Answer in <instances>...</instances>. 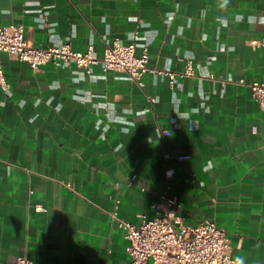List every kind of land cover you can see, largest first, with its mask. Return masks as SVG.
I'll return each instance as SVG.
<instances>
[{
    "label": "crops",
    "instance_id": "obj_1",
    "mask_svg": "<svg viewBox=\"0 0 264 264\" xmlns=\"http://www.w3.org/2000/svg\"><path fill=\"white\" fill-rule=\"evenodd\" d=\"M223 4L0 0V26L23 24L37 47L101 58L119 39L177 73L138 84L100 64L35 70L1 55L0 264H129L119 222L154 217L165 191L184 225L210 218L238 264H264V110L249 86L264 81V0Z\"/></svg>",
    "mask_w": 264,
    "mask_h": 264
},
{
    "label": "built area",
    "instance_id": "obj_2",
    "mask_svg": "<svg viewBox=\"0 0 264 264\" xmlns=\"http://www.w3.org/2000/svg\"><path fill=\"white\" fill-rule=\"evenodd\" d=\"M264 17V13H263ZM260 43L264 46V36ZM136 43H124L115 39L107 43L101 58L93 54V48L87 52L73 50L68 44H53L47 47L35 46L26 35L23 24L12 23L0 26V87L8 88L5 77L2 54L10 58L27 62L38 70L41 66L52 63L57 67L75 65L91 73V66L100 64L105 72H121L138 84H142L144 75L151 71L162 74L173 86L177 73L170 69H157L149 65L150 49L144 48L141 55L136 53ZM193 61L186 60V69L181 75L193 74ZM245 83L244 80L241 81ZM252 95L264 110V81L253 80L249 83ZM165 135L169 134L164 130ZM188 155L179 156L180 160ZM167 171V176L172 175ZM135 180L132 176L130 183ZM156 215L152 218L143 216L140 223L120 221L119 226L129 240L127 247L130 255L129 264H238L231 256V243L227 231L210 219H203L198 225L187 226L177 215L181 205L168 191L160 195L153 204ZM116 215V212L114 213ZM13 264H46L26 256H19Z\"/></svg>",
    "mask_w": 264,
    "mask_h": 264
},
{
    "label": "clouds",
    "instance_id": "obj_3",
    "mask_svg": "<svg viewBox=\"0 0 264 264\" xmlns=\"http://www.w3.org/2000/svg\"><path fill=\"white\" fill-rule=\"evenodd\" d=\"M227 4H228V0H224V4H223V6H227ZM224 23H226V21L224 22ZM240 264H242V262H240Z\"/></svg>",
    "mask_w": 264,
    "mask_h": 264
}]
</instances>
